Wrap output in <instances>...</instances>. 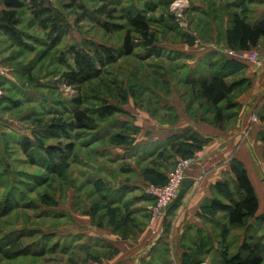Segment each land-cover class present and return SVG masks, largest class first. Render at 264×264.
I'll list each match as a JSON object with an SVG mask.
<instances>
[{"label":"rangeland","instance_id":"obj_1","mask_svg":"<svg viewBox=\"0 0 264 264\" xmlns=\"http://www.w3.org/2000/svg\"><path fill=\"white\" fill-rule=\"evenodd\" d=\"M81 1L89 7V9L87 8L88 12H92L91 9L98 5V2L95 0ZM134 1L136 0H120L119 7L133 4ZM168 1V5L159 6L156 11L149 12L148 15L151 19L164 17L173 27L171 29L164 28L162 24H155L153 27V30L158 28L156 29L157 44L162 48L163 54H165L164 56L171 58V62L157 55L144 58L146 49L138 47L136 53L141 54L143 58H140L135 53L122 56L106 66L99 76L80 84L69 83L63 78V74H65L68 68L66 66V58L62 59L59 55L60 50L65 49L71 43H81L85 38L106 39L108 42L118 46L122 43L125 31L105 33L98 26L97 22L92 20L88 14L84 15L82 13L83 10L80 7L78 8V4H76L77 6L73 4L72 0H50L49 2L54 8H59L63 12V15L69 23L62 43L58 47L52 49L45 46L44 40L49 39L44 29L45 27L32 16L26 6L18 9L20 18L18 29L24 31L22 32L24 35L21 36V41L11 39L2 29L0 30V65L7 75L0 76V88L3 90V96L0 98V159L6 158L8 164H10V168H15L14 170L12 169L11 175L8 177L0 175V245H3L4 240L8 242L10 238L14 239L17 237L16 234L18 232L21 234L26 232L23 234V238H21V244L24 246L26 253H18L17 256L12 257L13 251L7 254L4 250V252L0 253V264H93V259L90 256L87 257L88 253L85 250H80L82 248L76 250V247L73 246L74 244H71V240L67 241L70 243V247L73 248L63 250L62 247L65 241L63 236L59 238V235H62L60 232H63L66 228L63 226L73 223V213L79 212L78 209L85 214L90 213L92 200H95L93 198L91 200L89 195L90 188H92L89 186L90 183L85 179L86 177H82L80 174L81 164L77 162L76 165H73L72 163V166L67 171H62L65 176L61 177L62 172L57 171L58 167L52 169L55 170L54 173L44 170L39 164L31 162L16 144V140L22 138L23 135L30 137L33 133L35 135L34 137H36L34 130L42 131L50 120L59 115V113L55 112V108H59L57 105H59L58 103L60 101L58 100H62L63 103L68 105L70 100L76 96L89 95L86 104L90 100L95 103L96 99L91 96L94 94V88L97 87L99 88V93L104 95V99L107 98L109 102L114 103L122 102L124 99L120 90L122 89L124 91L125 88L127 95V98L125 97V103L133 104L142 111H148L153 115L160 116L163 110L155 111V109L157 106L160 108L162 100L158 101V99L162 96L160 93L153 91V89H159L160 92L168 96L171 91L169 86L172 82L174 90V97L172 98L176 104L184 103L189 105L190 101L191 104H196L197 109L199 108L198 105L200 106L202 120L212 122L213 119L215 121L216 108L208 104L200 95L199 86L192 80V75L189 76L188 69L191 67L188 57L189 54L187 53L189 49L184 43L195 44L196 37H192L178 26L170 12L172 0ZM199 1L202 4L203 0ZM68 2L73 5L69 7L64 5ZM188 4L190 6L188 5L184 14L188 26L196 32L203 43L208 42L202 39V36L195 28L200 27V23L197 20L193 22L191 14H189L192 4L191 0H188ZM4 8L0 4V16ZM184 34L190 36V38ZM260 45H264V41ZM254 49L257 50V47ZM257 51L264 56V52ZM208 62L209 60L203 62V65H201L198 71L195 70V72L204 73L207 69ZM183 76L186 77L185 80L182 79ZM8 77L12 79H8ZM241 79H244V81L236 86V93L247 91V88L251 84V81L246 77L239 76V79L237 78L234 81ZM104 82L106 84L107 82L109 83L104 85ZM62 83H67L70 89L66 90L62 88ZM54 103L55 106L53 105ZM225 104H227V101L222 102L220 106L223 108ZM120 114L116 113L111 119H115ZM232 114H236L237 116L238 109L225 110L224 108L226 118L222 123L223 127L227 126L229 121H231L230 117H232ZM254 114L258 116L254 112L252 119ZM252 121L256 120L253 119ZM118 130L120 128L115 129V131ZM93 133L96 137V131ZM35 140H37V137ZM51 142H55V140L49 138L43 140L45 144ZM106 142H111L110 138L103 141L102 145L106 144ZM84 151L85 156L90 157V155H93V149H86ZM199 156V151H196L191 157H179V159H191V166ZM261 161L264 165V157ZM259 166H257L258 169ZM2 171L3 166L0 167V173ZM13 178H15V182H19L17 185L22 186L25 184L24 186L29 188L32 186L31 190L25 191V189H21L23 193L25 192L23 201H20L18 197L19 191L14 190L12 187L11 181ZM147 182L163 185L167 182V177L162 184L155 183L152 180H147ZM83 186L87 187L80 192L79 188H83ZM178 195L179 193L177 197ZM261 195L263 201L258 214H263L264 211V191H261ZM54 199L58 203V206L46 208L48 206L44 205V201L54 202ZM152 203H154V199L150 204ZM118 208L121 209L120 206ZM59 209L60 211H58ZM61 210L67 211L65 217H54V214H58ZM148 211L149 226L154 227L156 220L165 214L167 210L158 216L154 222L151 221L149 209ZM218 216L215 218L224 221V213L223 215L218 214ZM210 221L208 226L212 232L214 231L213 235L216 234L215 240L218 242L219 247L223 249L224 242H222V238L226 239L228 252L231 255L236 254L240 250L242 242L247 240L249 234L252 233L253 236H263L264 238L263 225H261L258 231L252 232V226H255V219L253 218L248 219L247 224L248 222L250 224L247 230L244 226L231 227L227 231L226 236L221 235L222 238L218 237V234H221L220 228H216L217 226L214 227L216 222ZM95 223H97V219H95ZM102 226L105 227L104 224ZM26 229H33V232L36 233L31 237V232L22 231ZM51 233L55 234V237L52 239L53 241L50 243V245L53 244L54 251L46 247L43 252L33 254L32 252L35 248H42L43 244H45L44 239H42L43 235L49 236L48 234ZM249 242L253 241L249 240ZM57 243H60L58 249ZM79 245L75 244V246ZM47 246H49L48 243ZM163 247H166V245H163ZM99 249L105 250L104 247L97 248L96 250L98 251ZM89 259H92V261L90 262ZM205 261L211 264L216 262L220 263L221 256L215 257V252L211 251L207 253L202 262ZM173 263H176L175 257Z\"/></svg>","mask_w":264,"mask_h":264},{"label":"crops","instance_id":"obj_2","mask_svg":"<svg viewBox=\"0 0 264 264\" xmlns=\"http://www.w3.org/2000/svg\"><path fill=\"white\" fill-rule=\"evenodd\" d=\"M199 2L191 0L189 10L193 22L197 20L200 23V27L195 28L202 39L208 41L205 44H218L222 48L228 47L226 32L235 13L246 10L247 20L251 23L264 17V0ZM262 41L264 40L260 41L257 50L264 52V45H260ZM184 45L189 49L187 53L191 67L188 70L193 81L219 72L226 75L229 82L240 76L246 77L251 84L242 93L233 91L230 99L237 105L230 109L237 108L238 114L231 115L229 126L223 127V124L220 125L213 119L212 122L202 120L200 106L197 109L196 104H191L190 101L189 105L183 102L176 104L172 98L174 90L171 82L168 96L159 89H153L162 96L158 99L162 100L160 108L157 106L155 109H162V115H153L133 104L124 103L120 106L127 114H120L102 124L108 128L115 121H123L137 126V132L131 135L132 142H106L102 145L109 137H95L94 131L75 138L73 165L77 162L81 164L80 174L90 183L92 188L89 195L91 200H95H92L90 213L85 214L80 209V213H73V223L63 226L66 228L60 232L62 235L59 238L63 236L64 240L67 237L71 240L74 236L75 241L71 244H74L76 250H85L87 257L93 259V264H183L182 256L189 252V240L196 234V228L211 230L208 226L209 217L202 207L213 198L212 189L217 181L233 178L230 162L234 157L241 160L247 168L257 191L259 210L261 208V191H264V165L261 161L264 157V62H227L230 58L220 50L199 49L190 43ZM161 58L172 61L170 57ZM207 60L209 62L205 72L196 73L195 70L198 71ZM182 79L185 80L186 77L183 76ZM254 112L258 114L259 120L252 121ZM186 131L195 132L208 141L197 149L200 156L188 168L178 197L166 213L156 220L154 227H151L148 223V208L153 197L143 187L150 180L147 172L151 171L147 170H160L167 177L180 155L172 152L173 156L167 158L161 157L159 152L172 136ZM30 137H34L33 133ZM86 149H93L95 158L93 155L85 156ZM86 187L79 188V191L82 192ZM49 207L52 206L46 208ZM65 214L67 211L61 210L54 217L64 218ZM125 217L127 221L123 223ZM193 225L194 228H191ZM102 244H105V250L97 251V248H103ZM113 247L118 249L116 253L104 255L108 248L112 250ZM174 257L176 263H173Z\"/></svg>","mask_w":264,"mask_h":264},{"label":"trees","instance_id":"obj_3","mask_svg":"<svg viewBox=\"0 0 264 264\" xmlns=\"http://www.w3.org/2000/svg\"><path fill=\"white\" fill-rule=\"evenodd\" d=\"M72 1L73 4H78V8L80 7L83 10L82 13L84 15L88 14L92 20H95L105 33L125 31V34L123 35L122 43L118 46L108 42L106 39L85 38L81 43L74 42L65 49L60 50L59 55L62 59L66 58V66L68 68L63 74V78L69 83L80 84L99 76L106 66L122 56L135 53L140 58H143L141 54L136 53L138 47L146 49L144 58L151 55H157L158 57L165 55L162 48L157 44L156 29L158 28L153 30V27L155 24H162L164 28L169 29L173 27L170 22L166 21V18L151 19L148 13L156 11L159 6L168 5V0H136L133 4L120 7V0H95L98 5L92 9L90 8L92 12H88L87 8L89 9V7L81 0ZM49 2L50 0H0V4L5 7L0 16V30L2 29L11 39L21 41V36L24 35L22 32L24 31L18 29L20 24L18 9L26 6L32 16L45 27L41 26L46 30V34L49 37L48 40H44L45 46L52 49L58 47L62 43L69 23L63 12L59 8H54ZM73 4L68 2L64 5L69 7ZM246 13L247 11L243 10L233 15L232 24L226 32L228 47L251 49L257 47L260 41L264 40V17L251 23L247 20ZM169 16L172 17L171 15ZM187 37L190 38V36ZM229 61L233 62L234 59L230 58L227 62ZM242 81L244 79L228 82L226 75L219 72L194 80V83L199 86L200 95L216 108V123L222 125L226 118L224 108L227 110L236 106L234 102L229 100L236 86ZM103 84L107 85L105 82ZM98 89L97 87L94 88V94L92 96L90 94L92 98L96 99L95 103L90 100L86 104L89 95L76 96L70 100L68 105L63 103L62 100H58L60 101L59 105H57L59 108H55V112L59 113V115L50 120L42 131L34 130L37 140H35L36 137L32 138L27 135L16 140V144L31 162L37 163L44 170L52 171L53 173L55 170L52 169L55 167H58L57 171H60V173L67 171L74 160L76 139H78L76 137H80V135H84L89 131H97V136L109 137L111 142L116 144L132 142L131 135L137 132V126L123 121L120 123L115 121L108 128L102 126V124L114 117L116 113L127 114L120 106L125 103V97L127 98L125 89L124 91L120 90L124 101L116 103L109 102L107 98L104 99V95L100 94ZM225 101H227V104L222 108L220 104ZM53 105L55 106V103ZM262 119H264V116H262ZM116 128H120V130L115 131ZM46 138L54 139L55 142L45 144L43 140ZM207 141V138L195 132H182L172 136L159 152V155L169 158L173 156V152L180 155V157H191ZM0 161V167L3 166V171L0 175L10 176L12 169L14 170L15 168H10L6 158H1ZM230 167L233 178L217 181L212 189L213 198L202 207L205 215L209 217V221L216 222L214 227L220 228L221 234H218L219 238L226 236L227 231L231 227L244 226L247 230L250 224L249 222L247 224L248 219H255V226H252V232L258 231L261 225L264 226V214H258L260 202L247 168L241 160L235 157L231 160ZM147 171L150 174L148 178L155 183L162 184L166 180L165 173L160 170ZM63 172L61 177L65 176ZM17 183L19 182H15V178H13L11 181L12 187L14 190L19 191L18 197L20 201H23L25 192L23 193L21 189H25V191L31 190L32 186L29 188L24 186L25 184L20 186ZM55 201V199L54 202L44 201V205L56 206L58 203ZM223 213L224 221L215 218L219 217L218 214L223 215ZM47 214L49 215V213ZM54 215H57V213ZM201 215L204 216V214ZM126 221L127 218H123V223ZM191 228H194V225ZM22 231L31 232V237L36 233L33 232V229ZM213 232L196 228V234L191 236L189 240V252H185L182 256L183 264L201 263L207 253L211 251L215 252V257L221 256V262L213 264L264 263L263 236L249 234L247 240L242 242L240 250L236 254L231 255L228 252L227 240L222 238V242H224L223 249L220 248L215 240L216 234L213 235ZM19 234L21 233L18 232L16 234L17 237L14 239L10 238L8 242L6 240L3 241V245H0V253L5 250V253L10 254L13 251L12 257L17 256L18 253H26L24 246L21 244V238L24 235ZM48 235H43L42 239H44L45 244H43L42 248H35L32 252L33 254L43 252L46 247L54 251L53 244L50 245V243L53 241L55 234L51 233ZM69 239L68 237L65 238L63 250L72 248L70 243H68ZM249 240L253 242H249ZM71 241H75L74 236H72ZM47 243L49 246H47ZM59 245L60 243H57V249ZM102 246L104 247L105 244H102ZM117 250L116 247H113L112 250L108 248L104 255L111 256Z\"/></svg>","mask_w":264,"mask_h":264},{"label":"built area","instance_id":"obj_4","mask_svg":"<svg viewBox=\"0 0 264 264\" xmlns=\"http://www.w3.org/2000/svg\"><path fill=\"white\" fill-rule=\"evenodd\" d=\"M188 0H172L170 4V12L173 15L178 26L186 33H189L192 37H196L195 44L199 49H214L222 51L228 58L245 62L256 61L264 62V56L261 55L256 49H236L231 47L222 48L218 44H205L203 43L196 32L188 26V22L185 19V10L188 7ZM190 6V5H189ZM0 76H7L5 70L0 65ZM62 88L66 90L70 89L67 83L61 84ZM68 92V91H67ZM3 96V90L0 88V98ZM254 120H258V116L254 114ZM191 159L180 158L177 161L176 166L171 169L167 174V182L163 185H157L147 182L144 184V191L153 197L154 203L149 205L151 213V221L154 222L158 216L165 213V211L173 203L177 194L180 192L183 182L186 178L187 170L190 166ZM200 264H211L208 261L201 262Z\"/></svg>","mask_w":264,"mask_h":264}]
</instances>
